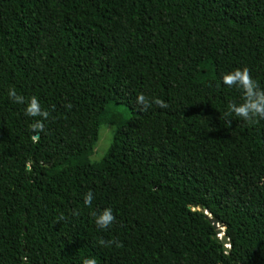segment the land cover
I'll list each match as a JSON object with an SVG mask.
<instances>
[{
  "label": "trees",
  "instance_id": "obj_1",
  "mask_svg": "<svg viewBox=\"0 0 264 264\" xmlns=\"http://www.w3.org/2000/svg\"><path fill=\"white\" fill-rule=\"evenodd\" d=\"M243 67L264 88V0H0V264H264V119H224Z\"/></svg>",
  "mask_w": 264,
  "mask_h": 264
},
{
  "label": "clouds",
  "instance_id": "obj_2",
  "mask_svg": "<svg viewBox=\"0 0 264 264\" xmlns=\"http://www.w3.org/2000/svg\"><path fill=\"white\" fill-rule=\"evenodd\" d=\"M223 84L228 87H237L242 93V100L240 103L231 102L227 105V110L224 112V119L230 126L232 124V117H239L249 125H254L259 122L260 119H264V88L260 86L247 67L237 68L233 71L224 73L222 75ZM9 99L16 104L25 105L24 113L29 117H39L40 119L34 120L31 127L33 131L39 133L44 131L43 121L49 118L50 113L43 110L41 104L36 96L26 99L22 94H19L14 87L8 89ZM137 104L142 111H147L153 105L166 109L168 104L160 98L149 99L143 93L137 97ZM67 109H71L72 105L66 104ZM34 142L39 141V135H33ZM26 172H31L32 168L26 164ZM94 199V194L90 190L84 195V204L91 206V202ZM73 215H79L78 211L73 209ZM96 225L101 229H108L115 221L116 216L113 214V210L108 207L99 212H93ZM63 219V217H61ZM103 246H111L113 244L116 247H121L122 244L119 240H101L99 242ZM25 261L27 257L23 258ZM83 264H96L95 258H86Z\"/></svg>",
  "mask_w": 264,
  "mask_h": 264
},
{
  "label": "rangeland",
  "instance_id": "obj_3",
  "mask_svg": "<svg viewBox=\"0 0 264 264\" xmlns=\"http://www.w3.org/2000/svg\"><path fill=\"white\" fill-rule=\"evenodd\" d=\"M106 86V82H100L96 90L101 92ZM112 132L113 127L111 125L102 124L99 126L97 140L93 146L91 154L88 156L89 161L97 162L102 158L110 143ZM217 235L221 236V233H217Z\"/></svg>",
  "mask_w": 264,
  "mask_h": 264
},
{
  "label": "water",
  "instance_id": "obj_4",
  "mask_svg": "<svg viewBox=\"0 0 264 264\" xmlns=\"http://www.w3.org/2000/svg\"><path fill=\"white\" fill-rule=\"evenodd\" d=\"M211 221H212L213 227L216 228V233H221L220 240L223 243V249H226V247H228L227 246L228 240L225 237V235L223 234L224 226L221 225L220 223L216 222L215 220H211Z\"/></svg>",
  "mask_w": 264,
  "mask_h": 264
}]
</instances>
